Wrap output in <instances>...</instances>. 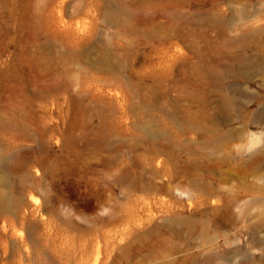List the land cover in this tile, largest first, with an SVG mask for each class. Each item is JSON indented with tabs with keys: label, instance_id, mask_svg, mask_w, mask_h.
I'll return each mask as SVG.
<instances>
[{
	"label": "rangeland",
	"instance_id": "1",
	"mask_svg": "<svg viewBox=\"0 0 264 264\" xmlns=\"http://www.w3.org/2000/svg\"><path fill=\"white\" fill-rule=\"evenodd\" d=\"M0 264H264V0H0Z\"/></svg>",
	"mask_w": 264,
	"mask_h": 264
}]
</instances>
